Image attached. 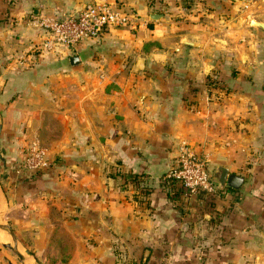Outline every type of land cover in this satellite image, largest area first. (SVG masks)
Instances as JSON below:
<instances>
[{
    "label": "crops",
    "instance_id": "obj_1",
    "mask_svg": "<svg viewBox=\"0 0 264 264\" xmlns=\"http://www.w3.org/2000/svg\"><path fill=\"white\" fill-rule=\"evenodd\" d=\"M97 1L143 20L69 51L39 21L85 0H0V242L18 264H264V0ZM33 143L53 167L17 181ZM182 145L242 185L185 202L162 182Z\"/></svg>",
    "mask_w": 264,
    "mask_h": 264
},
{
    "label": "built area",
    "instance_id": "obj_2",
    "mask_svg": "<svg viewBox=\"0 0 264 264\" xmlns=\"http://www.w3.org/2000/svg\"><path fill=\"white\" fill-rule=\"evenodd\" d=\"M85 1L76 15L62 16L60 19L43 18L39 21V27L48 35L51 45L71 51L86 41L99 39L108 29L134 26V16L112 4ZM52 167L46 151L33 143L24 151L23 159L13 174L17 181L24 182L49 172ZM162 182L173 193H181L185 202L198 200L199 194L213 196L219 192L213 183L208 160L198 157L183 145L179 147L175 165L164 175Z\"/></svg>",
    "mask_w": 264,
    "mask_h": 264
},
{
    "label": "water",
    "instance_id": "obj_3",
    "mask_svg": "<svg viewBox=\"0 0 264 264\" xmlns=\"http://www.w3.org/2000/svg\"><path fill=\"white\" fill-rule=\"evenodd\" d=\"M159 17L153 16L152 20L157 21ZM262 26V25H260ZM71 65H76L78 64V59L77 57H73L70 61ZM213 183L217 186V188L222 191L224 187H228L230 189H238L242 183L243 180L240 177L234 176V175H229L227 170L225 168L219 167L215 171V175L213 177ZM7 230V228H4ZM4 248L8 249L11 251L21 262L27 261L29 257L31 256L30 253L24 252L26 257L22 254V252L19 251L17 244L14 241V244L8 245L5 244L3 245Z\"/></svg>",
    "mask_w": 264,
    "mask_h": 264
},
{
    "label": "rangeland",
    "instance_id": "obj_4",
    "mask_svg": "<svg viewBox=\"0 0 264 264\" xmlns=\"http://www.w3.org/2000/svg\"><path fill=\"white\" fill-rule=\"evenodd\" d=\"M244 0H242V2H243ZM255 4H257L258 5V3H255ZM115 6V8H119L120 10H122V11H125V12H131L132 14H133V16L134 17H132L133 18V24L134 25H138L139 24V20H138V18L139 19H141V20H143V17H141L140 16V14H138V12H136V11H134V13L132 12L133 10V6H131V5H129V7L128 6H126V5H122V4H118V3H115L114 4ZM149 5V4H148ZM150 6V5H149ZM132 8V9H131ZM137 10V9H136ZM139 17H138V16ZM145 22V21H144ZM132 25H130V26H127L126 28H130ZM217 26H222L223 27V24H222V22H220V23H217ZM26 150V149H25ZM24 150V151H25ZM2 166H3V164L0 162V178L3 176V174H2ZM1 183H2V181H1ZM0 183V184H1ZM1 230V229H0ZM10 236H11V238H12V241H11V239H9V242L8 243H6V244H8V245H12V244H14V238H13V235H12V233H10ZM0 241H3V237L1 236V234H0ZM16 243V242H15ZM3 245H5V244H2L1 242H0V264H18V261H17V259H16V256L11 252V251H8L6 248H4L3 247ZM22 254L26 257V255H25V253L24 252H22Z\"/></svg>",
    "mask_w": 264,
    "mask_h": 264
},
{
    "label": "bare ground",
    "instance_id": "obj_5",
    "mask_svg": "<svg viewBox=\"0 0 264 264\" xmlns=\"http://www.w3.org/2000/svg\"><path fill=\"white\" fill-rule=\"evenodd\" d=\"M0 204H1V202H0ZM2 234H3V240L5 239L4 237H5V235H4V233L2 232Z\"/></svg>",
    "mask_w": 264,
    "mask_h": 264
},
{
    "label": "trees",
    "instance_id": "obj_6",
    "mask_svg": "<svg viewBox=\"0 0 264 264\" xmlns=\"http://www.w3.org/2000/svg\"><path fill=\"white\" fill-rule=\"evenodd\" d=\"M200 195H203V194H199V196H200ZM209 198H211V197H210V196H208V199H209Z\"/></svg>",
    "mask_w": 264,
    "mask_h": 264
}]
</instances>
